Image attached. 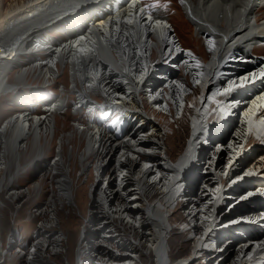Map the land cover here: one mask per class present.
<instances>
[{"label": "bare ground", "instance_id": "1", "mask_svg": "<svg viewBox=\"0 0 264 264\" xmlns=\"http://www.w3.org/2000/svg\"><path fill=\"white\" fill-rule=\"evenodd\" d=\"M116 1L18 0L5 6V0H0V95L13 64L19 69L17 84L32 77L44 82L54 79L57 62L62 69L69 68L73 83L71 97L66 95L69 90L61 97L39 95L37 89L32 99L21 95L19 102L26 106L40 102L41 106L36 105L40 113L24 109L7 118L1 126L0 148L16 158L22 150L49 147L59 130L58 112L71 106L75 122L84 127H73L72 135L64 139L76 147L83 145L81 161L99 149L106 153L93 164L97 179L103 178L97 180L99 197L93 199L88 219L96 230L84 232L89 251L85 250L86 258L79 264H136L137 254L146 245L153 249L157 264H192L188 258L172 263L168 253L172 228L168 210L177 200L198 242L189 259L209 256L207 264H264V163L249 154L251 144H257L254 155L262 154L263 148L257 146L264 143V124H253L264 121V55L252 56L255 45L264 42V0H177L191 30L196 36L201 33L208 51L205 60L194 49H181L184 45L171 30L169 5L155 8L146 7L142 0ZM78 12L86 26L71 37L59 38V47L41 37L59 17ZM41 50L46 51L43 57L37 56ZM233 66L245 68L235 71ZM180 71L183 74L177 76ZM191 88L201 90L200 97L191 95ZM221 92L229 104L222 106L227 113L216 127L210 124L216 112L211 110ZM210 93L215 94L214 100H209ZM187 100L193 103L191 108L185 107ZM94 103L104 110H120L113 126L85 113ZM231 107L237 117L232 118ZM186 109L192 133L187 149L174 161L167 155L162 122L153 121L149 114L165 119V114L174 117ZM26 136L29 144L17 146ZM58 146L62 148L63 140ZM248 147L251 151L245 152ZM57 155L62 163L63 152ZM202 170L205 173L200 176ZM68 180L65 174L58 183L66 181V186ZM61 186L58 196L70 197L68 188ZM157 193L160 205L149 201ZM225 203L233 209L227 212ZM52 207L40 213L48 212L50 219L25 252V264H40L63 247V235L51 228L57 224ZM115 223L136 230L139 242L120 234ZM244 229L246 235L237 233ZM212 238L211 249L207 245ZM14 248L4 252L0 243L2 262Z\"/></svg>", "mask_w": 264, "mask_h": 264}, {"label": "rangeland", "instance_id": "2", "mask_svg": "<svg viewBox=\"0 0 264 264\" xmlns=\"http://www.w3.org/2000/svg\"><path fill=\"white\" fill-rule=\"evenodd\" d=\"M15 1L17 2L18 0H5V6ZM142 2L146 7H155V5L159 4L157 8H160L164 5H169L170 23L174 26L171 30L173 31L174 36H177L176 40H179L180 43L184 45L181 49H194L196 53L202 55L204 60L206 59L208 51L205 43L202 42V39L200 38L201 33L196 36L195 31L191 30L190 23L188 22L184 7L181 3L177 0H142ZM55 45L56 47H59L57 43H55L54 46ZM255 47L256 48L253 49L254 53L251 52L252 56L256 58L262 57L261 55H264V42L262 41L257 43ZM42 52L45 53L46 51H39L37 56L43 57L44 54H42ZM202 57L200 56L201 59H203ZM57 63L55 64L57 76L54 79L44 82V80H41L40 78L32 77L27 78L20 84H17L16 80V75L19 70L18 66L16 64L10 66L8 71V84L4 86V92H1L0 95V131L3 122L7 118L18 114L21 110L25 112L26 110L24 109H27L28 112L34 114L40 113L39 107L36 108L37 104L39 106L42 105H40V102H33V104L26 106V104L22 101L19 102V97L21 95L32 99L34 98L32 94L36 89L39 92V95L46 94L61 97V94H63L65 90H69L66 94L67 96L71 97L73 95L70 91L73 87L70 76L71 71L67 67L62 69L63 66L60 67ZM177 67L179 70L180 66H176V68ZM182 74L183 71H180L177 76ZM189 92L197 98L200 97L202 93L201 90H196V92H194L192 88L189 89ZM208 98L209 100H214L215 94L210 93ZM216 101L217 100H215V102ZM185 103V107L187 108H191L193 106V103L190 102V100L185 101ZM95 104L96 103H94L91 107H87L85 113L97 120H104L109 126H113L120 110H118L117 107L104 110L102 108L95 107L97 105ZM220 104L221 102H217L211 110V112H214L215 110L216 112L215 114L213 113L210 119V124L213 126L215 125L216 127L222 125L220 121L225 110V108L222 109L223 105ZM74 110V107L66 106L58 112L56 124L59 127V130L51 137L49 147L45 145L46 147L44 146L41 149H36L34 147L35 149L22 150L16 158L12 157L9 150L3 151L5 148H0V151H2L3 154L0 157V162L4 160L2 164H6L4 166L5 168L0 169V243L4 248L7 247L8 243H15V248L6 255V260H4L1 264L27 263L25 252L27 253L28 250L33 247L32 244L35 242L34 238L40 230L39 228H41L45 223H47V220L50 219V214L48 212H43L42 215L40 214L42 209L45 208V210H47L49 205L53 206L52 209L54 210H51V208L50 210L53 212L54 216L57 217V224L51 228L55 233L60 231L61 235H63L60 237V243L63 247L60 248L61 250L57 252L55 251V253L51 252V255L48 256V260L45 259L39 263L79 264V261L80 263L81 261L83 263L86 258V251H89V245L86 244V241L83 242V236L85 231L89 232L93 229L94 231L96 230L90 222L88 223V219L91 217L92 209H94V206L92 205L94 201L93 199H97L99 197L95 194L97 180L103 179H97L96 169L93 164L98 163L97 158L102 159L103 153L101 152V149H99L97 152L89 154L86 159L81 161L80 157L84 148L83 145H77L76 147L71 140L64 139L65 135H72L73 127H84V125H78L75 122L76 116H74ZM183 112V114L182 112L176 113V116L174 117L167 116L165 114V119L163 117L161 118V115L156 117L152 113L149 114V117L153 121H156L157 123L159 121L160 123L162 122V127L166 130V138H164L163 142L166 144L167 155L169 154L171 159L174 161H177L182 153H184L187 149L189 145L188 140L192 133V122H190L189 119L190 111L189 109H186V111ZM258 122L256 123L255 121L253 124H264V121L262 120H259ZM248 132H250V129L249 131H246V137L248 136ZM26 137L19 139L17 146L22 147L23 145H28L31 139ZM62 140L63 146L61 148L58 145ZM42 142L45 144L44 138ZM250 142V138H248V144ZM262 143L257 146L261 149L263 148L261 152L262 154H253L257 144H251L253 149L250 148V146L245 150V152L248 150L251 151L252 149L253 151L249 153L251 155L250 158H260V161L264 163V143ZM219 144L220 143H218V146H220ZM58 152H63L64 154L62 163L59 160L60 155H57ZM103 155H106V153L104 152ZM38 157H40V159H38ZM243 157H245V155H243ZM104 158L105 157H103V159ZM109 159L110 156L107 157V164H109ZM53 165L55 166L54 169L52 168ZM104 172L105 168L103 169L102 174H104ZM204 173L205 171L203 170L199 171V174H201L200 176H203ZM65 174L69 177L66 186L64 185L66 181L58 183L59 179L61 180ZM227 181L230 183V180ZM61 185L64 186L65 189L68 188V191L71 193L70 197H66L64 195L58 196V187ZM261 193L264 194V191ZM160 197V193L154 195L152 194L149 196V201L160 205ZM262 197L264 202V195ZM228 200L231 202L234 201L231 198ZM177 203L179 205L174 204L168 210L170 214V223H172V228L168 235V253L172 263L182 261L185 258L193 256L194 249L198 244V242H196L197 239H193V229L188 228L191 224L188 222L189 218H187V220L185 219L186 212L184 211L181 200H177ZM225 207H227V212L233 209L228 207V203H225L224 208ZM115 224V227L119 225L117 228L119 229L120 234L123 233L124 236L131 241L134 240L137 243L139 242V236L136 230L125 224ZM12 229H14L16 233L15 239L11 240L10 233ZM233 232L236 233L235 230ZM244 232L245 229L243 232H239L238 230L237 233ZM8 240L10 242H8ZM207 243L208 242H206V245ZM209 244L210 242L207 246H209ZM16 248H18L20 252L13 253ZM213 248L216 247L214 246ZM80 253L82 254L80 255ZM216 254L214 258L217 263L219 260H217ZM46 257L47 256H45V258ZM153 257V249H150L149 246L146 245L143 249H140L135 263L157 264ZM209 258V256H206L205 258L203 257L197 261L191 260L189 262L192 264H207V260L209 261Z\"/></svg>", "mask_w": 264, "mask_h": 264}, {"label": "water", "instance_id": "3", "mask_svg": "<svg viewBox=\"0 0 264 264\" xmlns=\"http://www.w3.org/2000/svg\"><path fill=\"white\" fill-rule=\"evenodd\" d=\"M15 233H16V232L14 231V229H12V231H11V233H10L11 240H12V239H15ZM10 237H9V238H10ZM8 242H10V241L8 240ZM14 245H15V243H13V242L8 243L7 247L4 248L3 251H4V252L8 251V250L11 249ZM2 260H3V258H0V263L2 262Z\"/></svg>", "mask_w": 264, "mask_h": 264}]
</instances>
